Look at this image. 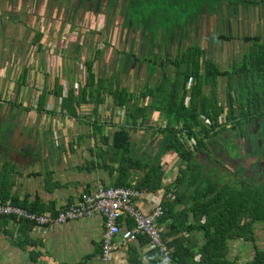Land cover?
<instances>
[{"label": "trees", "instance_id": "1", "mask_svg": "<svg viewBox=\"0 0 264 264\" xmlns=\"http://www.w3.org/2000/svg\"><path fill=\"white\" fill-rule=\"evenodd\" d=\"M114 1L117 0H106V3ZM125 1L122 7L125 26L135 17L140 28H149L151 47L171 38L168 36L171 33L178 34L186 18L191 17L184 11L192 10V16L198 18L204 13H214L217 8V0ZM175 18L182 19V24L174 25ZM194 26L198 33V23ZM213 40L218 43L232 41L233 38L219 34ZM242 41L248 44V49L238 62L234 59L228 69L221 67L214 57H208L198 43L181 46L172 58L144 57L142 62L147 63V78L138 94L123 88L116 75L97 78L94 60L87 61V80L77 92L72 89L62 97V85L58 82L53 91L62 98V113L72 118H80L79 108L83 104H94L96 114L105 101L102 92L106 90L116 108L124 109L122 122L115 124L110 135L103 134L106 122L97 118L90 121L101 133L104 147L97 153L99 165L109 170L110 176L115 175L113 186L128 188L136 181L134 187L139 191L156 192L162 189L165 177L161 156L167 153L178 156L181 165L180 175L175 180L174 198L163 200L164 214L158 222L162 236L174 248L171 264H238L228 257L230 242L237 239L254 248V256L244 264H264V249L257 245L255 231L256 223L264 224V185L240 191L233 185L211 180V174L204 176V161L200 158V154L207 152V141L226 131L228 125L238 131L240 137H246V123L264 116V38L245 35ZM101 55L99 50L97 57ZM140 61L135 53H125L120 74L133 70ZM190 79L193 83L188 88ZM25 80L26 72L19 77L20 88L26 84ZM220 87H223L224 101L220 99ZM47 96L48 92L43 90L38 103L44 104ZM148 110H152L155 117L163 116L165 125L156 128L149 123L151 127L146 126L151 119ZM223 117L225 120L222 122ZM149 128L156 129L154 134L160 135L162 144L158 152L152 154V145L158 140L155 137L149 150L137 154L131 132ZM193 138L196 143L190 147L187 140ZM6 166L10 167V163L0 168V203L12 200L31 211L44 212V209L28 206L26 200L21 201L13 194L10 176L7 175L9 168L4 169ZM135 172L138 178L134 177ZM173 186L167 187V191ZM12 219L15 218L0 216V221ZM163 223L167 226L166 231ZM193 232H201L205 237L206 244L197 250L194 245H184L183 233ZM198 254L201 257L196 261ZM151 255L153 264H161L157 250H153Z\"/></svg>", "mask_w": 264, "mask_h": 264}, {"label": "crops", "instance_id": "2", "mask_svg": "<svg viewBox=\"0 0 264 264\" xmlns=\"http://www.w3.org/2000/svg\"><path fill=\"white\" fill-rule=\"evenodd\" d=\"M17 1H21L23 3V1L27 2L29 0H0V7L3 8L4 6H10V8L13 9L12 6L16 5ZM51 10L53 11V9ZM18 11L13 12L12 15L17 14ZM3 15L4 10L2 9L0 10V96L1 98L6 95H10L12 97L7 99V101L6 99L0 98V168H2L6 163H10V167L6 166L4 169L9 168V173L7 175L10 176V183L12 184L11 190L13 194L19 196L21 201L26 200L28 206H36L45 210L44 212H33L57 214L59 211L76 203L84 192L93 193L101 186H116H113L115 175L110 176L109 170H106L99 165L100 159L97 153L101 147L98 146L97 141L101 139V133L95 130L93 122H90L91 120H88L84 116L80 117V119L64 116L61 111L60 104L58 107L59 112L58 110L54 111L49 108L50 104L57 99L61 100L62 103V98L53 93L56 89V82H58L59 85H62V97H66L70 90L73 89L77 92L81 86L86 83L88 74L86 69L87 60H89H86V54H88L89 50L92 52L96 51L92 56V59H90L91 61H95L94 71L97 78L102 75L105 77L114 75L115 72L112 73L111 71V73H109L111 70L109 69V65L111 64V66L114 67V65L117 66V64L120 63L122 67L124 64L123 56L127 52H123L121 50L117 51V49L115 50L113 46H111V48L110 45H108V49H110L109 52L102 50V55L98 58L97 53L99 50L97 51V49L89 48L88 45H85V42L81 44L80 42L69 41L62 42L61 44L57 39L50 40L49 37H47L48 31L44 30L42 32H36L35 38L31 41V49L29 48V44L27 46L28 50L30 49L29 54H27V49L22 51L23 47H17L16 44L20 35L23 46V39H26L29 29L31 31V26L21 23L22 26L19 27L17 22H14L8 36L1 33L4 32L3 25L5 24L2 23ZM39 34H41L40 37L38 36ZM34 48L36 51H34ZM37 51H39V53H37ZM53 52L56 53L54 55L56 63L59 64L60 60V63L62 62L63 65L60 70L62 72L61 76L57 77L59 73H55L54 76L56 78L54 77V80L52 81L51 75L48 73L46 66H43V69L40 68L37 70L34 65L37 61H39V59H41V54L43 55L42 58L46 57L50 59ZM35 54L40 55V57H36ZM111 55H115V59L111 60ZM82 58L83 61H81ZM120 58L123 59V63H121ZM143 59H141V61L137 64L136 68L129 70L126 74L122 73L121 78L118 77L120 78V82L124 83L127 80L130 81L139 78L141 74L140 69L144 66V62H142ZM43 62L45 63L46 60L44 59ZM18 65H25V67L21 69L20 72L17 71L15 73L12 68L18 67ZM96 65L99 67L101 66V73L95 70ZM78 66L80 70H83L82 72L78 69ZM145 66L144 75L145 71L147 75V63ZM116 69L118 71H116V73L119 75L121 70L119 71L118 68ZM40 71L42 72L40 73ZM22 72H26V84L19 88L18 81ZM83 72L84 76L81 78L80 73ZM2 73H5V76H3ZM36 80L37 83L35 85ZM123 83H121V85ZM5 86L6 88L3 89ZM122 87L124 88L125 86L122 85ZM125 89L128 92H134L127 88ZM43 90L48 92V96L44 104H39L38 100ZM140 91L141 90H139V92ZM18 95H20V101L16 103L15 100ZM30 95H33V101L30 99ZM102 96H105V101L99 106V109L107 108L106 112H108L109 108L110 112V110L116 106L114 105L111 96L107 93V90L102 92ZM22 97H24L23 102ZM27 97H29V99H27ZM27 102H29V104ZM84 106H87L94 112V104H83L79 108V112ZM118 109L121 111L124 118V109ZM152 113V110H148L149 119L153 116L154 120H157ZM53 114L62 118H67L65 121L64 119L61 120L59 119L60 117H58V119L54 121V127H57L58 125L61 127L64 126V130L68 129L69 131V129L72 128L71 125H73L76 129L79 125L81 126V124H86L92 127L91 132L88 134H80L76 129L75 136L69 137L70 139L65 141L64 139L67 137L65 135L70 132L67 133V130L61 131V135L59 136L61 144L58 143V147H60V149H58V152L47 155L45 154L44 149H47L50 145H52L49 144L51 143V140L49 142H47V140L53 135L51 131L53 125L49 120V116ZM164 119H162V121L159 120L161 122L158 125L154 122L156 125L154 124L152 127H163L165 125L163 123ZM114 123L116 124V122ZM75 125H77V127ZM109 125H112L111 121L110 123H107L103 129L104 135H110L113 132L111 127L112 130L109 133ZM147 125L150 126L148 121L146 123V126ZM152 130V134L154 136L149 139L148 145L143 144L144 149L142 150H139L136 145V152L138 149V151H140L139 153L142 154L143 151L148 150L147 148L150 147V143L155 137L158 138L155 146H161L163 141L162 138H159V134H154L156 129ZM145 131L146 130H138L131 132L134 143L138 142L137 140L143 136V132ZM225 132L226 131L219 133L214 139H217V141L219 140L224 147L226 154H230L231 157V155H234L235 152H231V148L227 142V140L230 139H226L227 136L222 137ZM135 136H137L136 141ZM101 141L103 142L102 139ZM135 156L147 157L148 155ZM151 156L154 157L155 155ZM175 159L179 160L178 156L172 155V153H167L161 156L160 160L165 171L163 187L156 192L140 191L143 195L138 198L136 202L137 206L143 212L148 213L157 204L162 205L164 199L174 198V192L176 191L175 180L180 175V166L178 168L172 167ZM171 167L174 171L170 169ZM141 174L142 172L139 173V175ZM135 175L136 172L134 177L138 178V176ZM135 182L136 181L132 182L133 186L130 188L136 189L134 187ZM233 184L236 186L240 183L233 182ZM171 185L174 186L167 191V187ZM246 187H251V185L240 184L241 190ZM257 187H260V185H257ZM20 206L29 210L22 205ZM129 220L131 219L125 218L124 221L122 220V223L125 227L132 228L134 223L131 220L133 224H130ZM162 227L164 231L167 230L165 223L162 224ZM104 229L105 221L102 216H94L91 218L70 221L64 225L51 226H39L33 222L23 219L18 220L17 218L12 219L9 222L1 220L0 264L154 263L151 255L152 250L149 251L148 248L149 239L146 236H141L134 242L120 244L114 251L111 262L104 263L101 259V245L103 243ZM255 231L257 237V228H255ZM183 237L185 238L184 245H194L196 250L206 244L205 237H203L201 232L183 233ZM237 246L239 248H243L244 242L241 239L230 242L231 249L228 257L230 260L237 261L238 264H244L242 251ZM251 247L253 248V246ZM200 257V254L196 255L195 260L199 261ZM248 260H246L245 263Z\"/></svg>", "mask_w": 264, "mask_h": 264}, {"label": "rangeland", "instance_id": "3", "mask_svg": "<svg viewBox=\"0 0 264 264\" xmlns=\"http://www.w3.org/2000/svg\"><path fill=\"white\" fill-rule=\"evenodd\" d=\"M125 2V0L124 2H122V0H117L110 4V2L106 3V0H29L27 2L23 1V3L21 1H17V6L13 5V9L10 8V6H4L3 8L0 7V10H4L2 23H5L3 25L4 32L1 33L9 36L14 22H17L19 27L22 26L21 23L31 26V31L29 29L26 39H23V46L20 35L16 44L17 47H23L22 51L27 49V54L30 52L32 47L31 41L35 38L36 32H42L44 30L48 31L47 37H49L50 40L57 39L61 44L62 42L69 41H76L81 44L85 42V45H88L89 48L97 49V51L105 50L108 52L110 50L108 49V45H110V47L113 46L115 50L117 49V51L121 50L123 52H134L141 59L144 57L154 58L155 55L161 58H172L176 56L181 46L198 43L205 49L208 57H214L221 67L227 69L231 67L234 59L238 62V60L241 59L242 54L248 49V44L242 41L243 36L260 35L264 38V0H217V8L214 13H204L198 16V18H195V16H192V10L184 11L185 15L188 14L191 16L186 18V26L184 25V27L178 31V34L171 33L168 35L171 38H166L163 43L151 47L150 33L148 31L149 28H140L136 24L137 19L135 17L131 19L127 27L125 26V23L123 22L125 15L123 14L122 8L125 6ZM51 9H53V11ZM16 11H18L17 14H14L16 16L12 15V13ZM192 22L194 24L198 23V33H196L195 26ZM172 23L174 25H181L182 19L175 18ZM182 34L185 35L182 36ZM219 34L230 36L233 40H222L215 43L213 38ZM28 44L30 48L29 50L27 48ZM34 51H36L35 48ZM95 52L96 51L92 52L89 50L88 54H86V60H91ZM37 53H39V51H37ZM55 54L56 53L53 52L50 59L46 57L42 58L43 55L41 54V59H39V61H37L34 65L37 70L40 68L43 69V66H46L48 73L51 75L52 81L54 80L55 73H59L57 77L62 74L60 70L63 63H60V60L59 64L56 63V59L54 58ZM35 56L40 57L38 54H35ZM111 56V60L115 59V55ZM122 58H120L121 63H123ZM44 59L46 60L45 63L43 62ZM81 61H83V58ZM143 64L144 66L140 69L141 74L139 78L130 81L127 80L124 82L125 84L121 82L123 83L122 85L125 86L124 88L132 90L137 94L139 93V90L144 88L147 75L146 71L144 75V67H146V63L144 62ZM117 66L114 65V67H112L110 64L109 69L111 70L109 73H111V71L112 73L115 72L116 76L121 78L122 75L120 73L119 75L116 73V68L120 71L122 67L120 63L117 64ZM24 67L25 65H18V67H13L12 70L16 73L17 71L20 72ZM78 69L80 70L79 66ZM95 70L99 73L102 72L101 66L99 67L98 65H96ZM80 71L82 72L83 70ZM41 72L42 71H40V73ZM2 75L5 76V73H2ZM80 75L81 78H83L84 72L80 73ZM36 83L37 80L35 81V85ZM5 88L6 86L3 89ZM219 91L220 99L224 101L223 87H220ZM11 97L12 96L10 95H6L5 97L2 96V98L6 99V101ZM27 99H29V97H27ZM30 99L33 101V95H30ZM23 100L24 97H22V102ZM15 101L16 103L20 101V95L17 96ZM27 103L29 104V102ZM59 104L61 105V100L57 99L50 104L49 108L57 111ZM106 110L107 108H100L96 115L91 109L84 106L79 112V117L84 116L91 121L98 118L97 120L104 121L106 123H110L111 121L112 125H109L110 133L112 129H115L114 122H116V124L121 122L123 120V115L116 107H113L110 112L108 108L109 113L106 112ZM58 117L60 116H56V114L49 116V120L52 122V125ZM156 118L157 120H154L152 117L148 120V123H150V125H154V122H156L158 125L162 119H164L162 116H156ZM59 119H64L66 121L67 118L60 117ZM224 120L225 119L223 117L221 121L223 122ZM164 122L165 119L163 123ZM75 126L77 127V125ZM71 127L72 128L69 129V131L66 129L67 133L70 132L67 135L64 134L67 136L66 139L62 138L65 141H68L70 139L69 137L75 136L76 129L80 134H88L92 129L91 126L86 124H81V126L79 125L76 129L73 125H71ZM246 127L248 130L246 137H240L238 131L233 130L230 125H228L226 132L222 136H227L226 139H235L233 143L236 142L235 147L237 148L235 154L231 155V157L230 154H226L224 147L219 140L217 141V139L211 138L207 141V152L205 154H200V158L204 161V176L211 174V180L216 182L219 181L225 185H233L236 190L240 191V184L251 185V187H257V185H260L261 187L264 184V116L258 120L246 123ZM63 130L64 126L61 127L58 125L57 127H54L53 125V128H51L53 135L51 137L48 136L49 138L47 140V142L51 140V143L49 144L52 145H50L47 149H44L45 154L51 155L54 152H58V149H60V147H58V143L61 144L59 136ZM152 133L153 130L149 128L143 132V136L139 140H137V136H135V141H138L136 142V145L139 150L144 149V145H148L149 139L154 136ZM97 143L98 146L104 147L101 139L97 141ZM154 146L155 145H152L153 150H150L152 153H155L156 151L158 152L160 147L158 145ZM138 149L137 154L140 152ZM147 149L149 150V147ZM172 155L176 154L173 153ZM179 166L180 161L175 159L172 167L178 168ZM172 167L170 169L174 171ZM233 182L240 184L235 186ZM256 228L258 237L257 244L261 249H264V224L256 223ZM251 246V244L245 243L243 248H239L237 246L242 251L244 263L246 260L251 259L254 256V250Z\"/></svg>", "mask_w": 264, "mask_h": 264}, {"label": "built area", "instance_id": "4", "mask_svg": "<svg viewBox=\"0 0 264 264\" xmlns=\"http://www.w3.org/2000/svg\"><path fill=\"white\" fill-rule=\"evenodd\" d=\"M192 83L193 79H190L188 88ZM187 143L192 147L196 141L193 138L187 140ZM142 195L140 191L130 187L101 186L93 193L84 192L76 203L57 214L29 211L8 200L0 203V216H12L39 226L64 225L70 221L102 216L105 229L101 259L104 263L111 262L113 253L120 244L134 242L139 237L146 236L149 239V251H158L161 264H171L173 248L168 245L158 226L163 207L157 204L148 213L143 212L136 202ZM125 218L133 221L132 228L124 226L122 220L124 221Z\"/></svg>", "mask_w": 264, "mask_h": 264}, {"label": "flooded vegetation", "instance_id": "5", "mask_svg": "<svg viewBox=\"0 0 264 264\" xmlns=\"http://www.w3.org/2000/svg\"><path fill=\"white\" fill-rule=\"evenodd\" d=\"M248 131V130H247ZM233 141H235V139H230V140H227V142H228V144H229V147L231 148V152L233 151V152H235L236 151V148L237 147H235L236 146V142L235 143H233Z\"/></svg>", "mask_w": 264, "mask_h": 264}, {"label": "bare ground", "instance_id": "6", "mask_svg": "<svg viewBox=\"0 0 264 264\" xmlns=\"http://www.w3.org/2000/svg\"><path fill=\"white\" fill-rule=\"evenodd\" d=\"M162 215H163V214H162ZM162 215H161V216H162ZM158 226H159V225H158ZM159 228H160V226H159Z\"/></svg>", "mask_w": 264, "mask_h": 264}]
</instances>
